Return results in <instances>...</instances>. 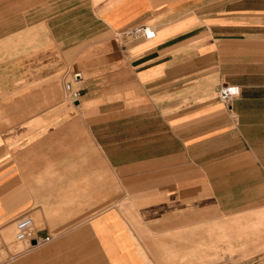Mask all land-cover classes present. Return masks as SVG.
<instances>
[{
    "label": "crops",
    "instance_id": "1",
    "mask_svg": "<svg viewBox=\"0 0 264 264\" xmlns=\"http://www.w3.org/2000/svg\"><path fill=\"white\" fill-rule=\"evenodd\" d=\"M0 258L264 264V0H0Z\"/></svg>",
    "mask_w": 264,
    "mask_h": 264
},
{
    "label": "built area",
    "instance_id": "2",
    "mask_svg": "<svg viewBox=\"0 0 264 264\" xmlns=\"http://www.w3.org/2000/svg\"><path fill=\"white\" fill-rule=\"evenodd\" d=\"M151 31L149 26H138L127 32V35L132 38L141 37L149 34ZM65 89L69 91V96L75 100L80 95V91L76 89H71L70 84L65 85ZM239 87L232 84H224L219 90V97L224 102H229L235 96L239 94ZM14 239L16 241H27L31 244V241L39 243L42 241H48L49 237L43 239L35 237L32 230V219L28 215H22L15 221V234Z\"/></svg>",
    "mask_w": 264,
    "mask_h": 264
},
{
    "label": "rangeland",
    "instance_id": "3",
    "mask_svg": "<svg viewBox=\"0 0 264 264\" xmlns=\"http://www.w3.org/2000/svg\"><path fill=\"white\" fill-rule=\"evenodd\" d=\"M12 238H14V235H13V237ZM240 249L239 248H236L235 249V251H239ZM5 254V253H4ZM2 258H0V260H1Z\"/></svg>",
    "mask_w": 264,
    "mask_h": 264
}]
</instances>
